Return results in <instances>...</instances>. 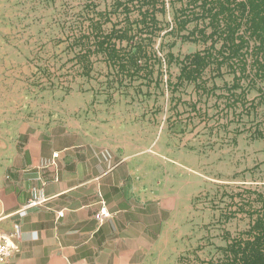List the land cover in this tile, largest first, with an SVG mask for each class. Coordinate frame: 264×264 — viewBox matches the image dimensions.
<instances>
[{"label":"crops","instance_id":"1","mask_svg":"<svg viewBox=\"0 0 264 264\" xmlns=\"http://www.w3.org/2000/svg\"><path fill=\"white\" fill-rule=\"evenodd\" d=\"M93 86L45 91L31 107L0 179V232L17 246L0 264H147L149 239L194 235L180 218L210 181L263 167L264 140L201 152Z\"/></svg>","mask_w":264,"mask_h":264},{"label":"rangeland","instance_id":"2","mask_svg":"<svg viewBox=\"0 0 264 264\" xmlns=\"http://www.w3.org/2000/svg\"><path fill=\"white\" fill-rule=\"evenodd\" d=\"M114 1L0 0V179L4 168L12 161L15 143L24 123L32 116L31 107L43 103L40 95L45 91L63 89L62 85L68 81L74 86L82 80L74 69L67 70L72 65L67 62L68 59L74 57L68 45L74 36L82 33L81 25L89 23L87 18L93 16L92 2L96 4L97 11L110 12ZM180 7V2L169 3L166 14L159 15L162 31L156 38L154 48L163 59L170 50L182 59L203 48L201 43L184 40L177 34L167 35L174 24L175 12ZM111 26V23L107 24V27ZM187 33L183 31L181 35ZM173 42L175 44L170 46ZM46 59L55 64L54 70H57L51 78L43 74ZM163 61V67L155 73L159 86L155 81L150 88L143 86L140 92L142 80L139 79L129 90L117 96L131 104L147 107L150 121L157 125L165 122L170 134L185 141L191 140L193 146L202 151L224 149L235 144L238 137L249 141L252 131L257 127L264 129V106L258 107V114L251 110V115L243 108L236 112L221 110L225 107L226 97L220 96L228 95L223 87L232 83L231 75L211 78V73L206 72L203 79L207 85L216 86L210 94L198 89L201 81L198 84L185 83L173 91V86L169 88L168 83H177L181 64L173 62L169 66ZM96 67L95 72L102 76L108 71L103 61L97 63ZM255 96L254 91L248 95L250 99ZM262 164L263 167L256 165L252 169L235 171L228 181H210L194 197L193 211L188 217L180 218V231L193 232L194 235H159L157 239H149L147 264H179L178 259L182 254L193 250L209 236L217 245H224V229L232 235L243 230L247 226L246 220L234 218L225 222L223 213L226 209L220 191L225 190L226 186L232 190L246 184L264 192Z\"/></svg>","mask_w":264,"mask_h":264},{"label":"trees","instance_id":"3","mask_svg":"<svg viewBox=\"0 0 264 264\" xmlns=\"http://www.w3.org/2000/svg\"><path fill=\"white\" fill-rule=\"evenodd\" d=\"M176 2L181 7L176 10L167 35L177 34L184 40L201 43L203 48L182 59L170 50L163 59L154 48L162 31L159 15H165L167 5ZM92 4L89 23L81 25L82 33L78 37L73 35L74 40L69 42L74 57L68 59L72 65L67 70L77 72L82 79L80 85L92 82L95 95H104L111 102L139 79L142 80L140 92L143 86L150 88L155 81L159 86L155 73L165 60L169 66L173 62L181 64L177 83H168L173 91L185 83L201 81L198 89L210 94L216 86L207 85L203 79L205 73L210 72L211 78L229 74L232 83L223 87L228 95L220 96L226 97L222 111L236 112L243 108L251 115V110L258 114V107L264 106V0H115L110 12L97 11L96 4ZM108 23L112 26L107 27ZM183 31L188 33L181 35ZM100 61L108 69L103 76L95 72ZM45 64L43 74L51 78L57 72L55 64L49 59ZM69 82L64 84L66 87L62 85L63 90L73 88ZM252 91L256 96L250 99L248 95ZM194 109L197 110L196 105ZM250 136L251 141H262L264 129L257 127ZM227 188L220 191L226 209L225 222L239 218L246 220L247 226L237 235L224 229V245H217L209 236L182 254L179 264H264V192L246 184L232 190Z\"/></svg>","mask_w":264,"mask_h":264},{"label":"built area","instance_id":"4","mask_svg":"<svg viewBox=\"0 0 264 264\" xmlns=\"http://www.w3.org/2000/svg\"><path fill=\"white\" fill-rule=\"evenodd\" d=\"M38 201H30L27 206H37ZM109 214L106 212V208L103 207L100 213L97 215L100 221L107 217ZM8 215L5 212L3 202L0 199V223L6 219ZM17 249V246L10 235L0 232V262H7L11 258L13 252Z\"/></svg>","mask_w":264,"mask_h":264}]
</instances>
